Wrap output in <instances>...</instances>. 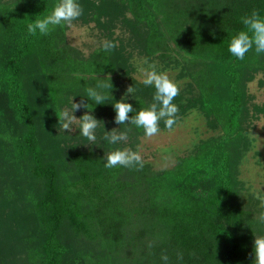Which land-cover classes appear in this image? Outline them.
<instances>
[{"label":"trees","instance_id":"16d2710c","mask_svg":"<svg viewBox=\"0 0 264 264\" xmlns=\"http://www.w3.org/2000/svg\"><path fill=\"white\" fill-rule=\"evenodd\" d=\"M56 2L0 0V264H162L161 254L176 264L178 250L181 264H252L264 211L240 198L238 167L254 115L248 85L264 76V55L252 50L237 60L228 44L244 28L241 16L264 15V0H80L78 20L118 41L88 58L68 45L67 27L29 35L27 24ZM118 27L125 42L114 37ZM128 49L177 68L188 81L173 101L177 121L194 111L217 132L170 169L103 166L105 154L133 149L144 132L118 125L113 101L95 106L83 86L110 78L114 100L127 94L137 110L152 103L154 87L133 81L131 95L120 91L119 80L135 71ZM75 95L101 121L97 146L59 123ZM104 128L128 138L109 145Z\"/></svg>","mask_w":264,"mask_h":264},{"label":"clouds","instance_id":"9594fccd","mask_svg":"<svg viewBox=\"0 0 264 264\" xmlns=\"http://www.w3.org/2000/svg\"><path fill=\"white\" fill-rule=\"evenodd\" d=\"M83 12L84 9L80 0H57L47 15L42 18H38L39 15H37L27 24V31L31 36H47L57 27L72 26L83 15ZM239 19L244 28L232 35L228 44V52L237 60H244L246 54L252 50L257 55H264V15L259 10L254 9L250 14L243 15ZM117 46L118 41L115 40L100 42V50L105 53H111ZM144 63L147 64V67L140 69L144 73L142 83L155 89L152 103L147 107L137 110L131 103L127 102L128 98L125 99L126 96L128 97L127 94L120 100H114L111 95L113 85L110 78L99 79L97 75V82L94 85L83 86L85 88L83 97L94 102L95 106L106 104L110 100L113 101L115 122L118 125H134L137 128H142L146 137H152L160 132L159 123L161 120H163L165 127L170 130L176 124L178 106L173 101L179 94V85L170 79L167 72L158 70L155 64L147 61ZM133 91L134 88L129 87L127 93L131 95ZM76 96L79 95L69 98L68 104H70V107L66 106L60 110L59 115H57L59 123H62L63 130L78 129L79 136H83L88 142L84 145L97 146L98 136L96 130L101 121L91 114L89 105L74 103L73 100ZM81 107L88 108V112L77 119L74 113ZM129 113H135V115L129 116ZM127 138V130L113 129L112 131H105L104 128V134L100 139L109 145L115 146L127 140ZM102 161L105 168L122 166L142 169L144 166L140 153L130 148L116 147L105 154ZM253 256L252 264H264V236H255ZM160 260L162 264H172L167 254H161ZM182 261L183 252L178 250L176 252V264H181Z\"/></svg>","mask_w":264,"mask_h":264},{"label":"rangeland","instance_id":"374dc122","mask_svg":"<svg viewBox=\"0 0 264 264\" xmlns=\"http://www.w3.org/2000/svg\"><path fill=\"white\" fill-rule=\"evenodd\" d=\"M101 34L103 32L97 29L94 23L84 24L77 20L72 26H67L66 40L70 47L79 52L80 56L88 58L100 47L101 41L107 40L106 36ZM114 37L122 38L125 42L129 34L118 27ZM130 51L132 54L129 63L135 71L119 80L118 86L121 92L127 93L129 87L134 88L133 81L143 84L144 73L140 69L147 67L145 61L155 64L158 70L167 72L170 79L179 85V91L188 84L187 80L179 77L177 68H165L159 58L153 57L149 60L143 52L140 53L138 50L128 49L126 52L130 53ZM262 79L263 85H260ZM192 93L196 94L197 91L193 89ZM248 93L252 96L250 104L252 107L249 111L254 115L246 122L245 135L248 143L239 161L238 179L243 187L240 198L244 204H253L255 211L261 212L264 211V113H256L253 106L260 108L264 106V76L258 75L253 82L249 83ZM187 95L190 96V94ZM74 115L77 119L80 118L79 112H75ZM76 131L77 129L73 128L69 133L74 134ZM216 133L207 128L204 118L192 111L180 118L171 130L165 127L160 128V132L152 137L144 135L139 138L135 147L130 149L139 152L144 164L149 165L152 171H163L172 168L176 158L189 154L200 140ZM125 148L129 147L125 146Z\"/></svg>","mask_w":264,"mask_h":264}]
</instances>
